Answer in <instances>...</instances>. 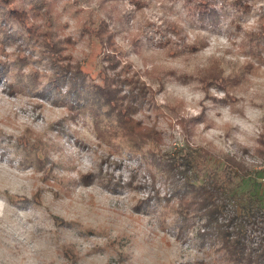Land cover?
<instances>
[{
  "label": "rangeland",
  "instance_id": "374dc122",
  "mask_svg": "<svg viewBox=\"0 0 264 264\" xmlns=\"http://www.w3.org/2000/svg\"><path fill=\"white\" fill-rule=\"evenodd\" d=\"M200 1L0 0V12H18L0 17L8 31L0 32V264H70L66 243L78 264H211L194 231L178 235L174 213L159 216L154 199L172 192L162 174L125 147L98 143L89 115L64 119L71 113L54 101L52 64L18 37L25 23L47 25L49 11L54 36L72 41L63 53L97 83L104 53L131 64L151 91L136 117L155 124L162 151L203 146L219 170L226 155L242 161L239 191L264 202V0H208L215 14L204 19ZM96 29L108 39L94 38ZM18 48L27 56L21 66ZM213 67L223 80L205 85L200 78ZM28 71L35 87L24 86L33 81ZM28 129L44 142L45 165L40 144L28 155L36 168L19 163Z\"/></svg>",
  "mask_w": 264,
  "mask_h": 264
},
{
  "label": "trees",
  "instance_id": "16d2710c",
  "mask_svg": "<svg viewBox=\"0 0 264 264\" xmlns=\"http://www.w3.org/2000/svg\"><path fill=\"white\" fill-rule=\"evenodd\" d=\"M199 3L209 9L208 13L200 16L201 19L214 16V9L209 7L208 0ZM36 5L30 3L31 8L41 14ZM17 13L13 7L6 8L0 12V17L7 21ZM46 15L49 18L47 25L38 27L25 23L24 33L18 37L24 47L38 45L46 54V60L52 64L54 72L47 79L56 90L60 88V95H56L54 101L64 104L71 113L70 118L66 116L64 119L71 121L77 115H89L98 143L125 147L132 155L139 156L149 169L162 174L172 192L171 198H166L164 202L160 198L154 199L155 207L161 206L159 216L164 218L167 211L173 212V225L178 235L194 231V238L199 245L207 246L206 254L210 256L211 264H264V202L254 193L239 191L240 182L246 175L242 161L226 155L223 160L225 167L221 171L210 165L208 160L212 154L203 146L187 145L172 152L162 151L159 146L162 138L155 124L148 126L136 117L143 104L149 102L150 88L132 69L131 64L121 62L115 54L104 53L102 61L105 63L100 65V82L97 83L95 78L82 70L80 63L69 52L63 53L72 41L70 37L60 40L56 38L51 30L52 22L50 23L53 14L49 11ZM4 31L5 27L0 24V32ZM91 32L99 41L108 39L103 38V31L96 29ZM261 35L258 34L257 37ZM62 42L66 44L61 45ZM111 43L113 45V41ZM195 45L196 43L193 49L198 48ZM21 49L18 48L21 56L16 55L14 60V64L18 66L27 57ZM26 75H30L33 81L26 82L24 86L35 87V72L28 71ZM200 79L206 81L205 85H209L222 82L223 77L213 67ZM11 86L14 87L15 82ZM30 131L31 129L26 130L27 137L22 141L20 137L17 142V146L27 149L21 155L19 163L36 168L34 158L28 155L34 153L40 144L39 151L43 160L46 157L41 146L44 142L34 137L30 139ZM37 154L35 158L40 155ZM45 161L43 160V164ZM233 175L239 176L240 181H234ZM94 178L89 176L82 181L87 183ZM150 199L147 197L145 202L136 207V211L140 212L142 208L149 206ZM17 200L23 203L26 198L18 197ZM170 202L172 203L168 204ZM55 219L60 223V217ZM72 247L71 243H66L62 249L66 254H73L70 264H78Z\"/></svg>",
  "mask_w": 264,
  "mask_h": 264
}]
</instances>
